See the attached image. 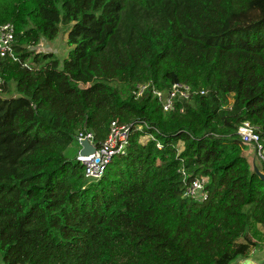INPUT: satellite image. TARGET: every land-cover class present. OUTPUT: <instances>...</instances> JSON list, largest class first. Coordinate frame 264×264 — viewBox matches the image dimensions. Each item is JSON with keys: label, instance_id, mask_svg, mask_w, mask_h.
Listing matches in <instances>:
<instances>
[{"label": "trees", "instance_id": "trees-1", "mask_svg": "<svg viewBox=\"0 0 264 264\" xmlns=\"http://www.w3.org/2000/svg\"><path fill=\"white\" fill-rule=\"evenodd\" d=\"M7 23L0 264H242L263 245L264 181L238 129L264 143V0H0ZM61 25L63 61L31 50ZM179 83L206 93L165 112L153 90ZM113 122L130 144L87 179L66 152L80 132L100 147ZM183 171L209 179L207 201L184 197Z\"/></svg>", "mask_w": 264, "mask_h": 264}, {"label": "built area", "instance_id": "built-area-1", "mask_svg": "<svg viewBox=\"0 0 264 264\" xmlns=\"http://www.w3.org/2000/svg\"><path fill=\"white\" fill-rule=\"evenodd\" d=\"M15 35L16 30L14 24L7 23L0 26V59L11 56L15 61L19 60L14 54ZM147 89V85L138 86L137 95L142 96ZM198 93L203 95L206 91L198 92L182 83L175 84L167 93L160 90H153L154 96L162 104L165 112L174 111L177 102L189 100L194 94ZM142 128V126L138 127L139 130H142ZM132 131L133 125L131 124L113 122L108 137L100 147L96 145L93 133L80 132L76 135V143L80 145L81 149L82 142L85 140H88L91 145L96 147V151L93 154L84 156L79 152L76 157L77 161L84 166L85 177L87 179H100L113 158L126 152L131 141ZM238 135L243 144L253 148L252 151L261 162L262 172L264 173V143L258 133V127L253 125L250 121H244L239 126ZM145 139L148 141L151 139V136H147ZM157 146L158 149L161 150L162 147L159 143H157ZM183 176L185 185L184 197L192 198L199 202L207 201L209 197L207 191L209 179L205 176H201L189 182L184 171Z\"/></svg>", "mask_w": 264, "mask_h": 264}, {"label": "rangeland", "instance_id": "rangeland-1", "mask_svg": "<svg viewBox=\"0 0 264 264\" xmlns=\"http://www.w3.org/2000/svg\"><path fill=\"white\" fill-rule=\"evenodd\" d=\"M72 25L70 26H64L61 25V31L60 34L58 36V38L53 41V42H47V41H43L42 44L39 45V47H33V51L35 52H52L54 53L59 59L60 61H63L69 51H70V47L67 44V40H68V32L70 30ZM143 141H146V139H143ZM157 149L158 146L156 145ZM247 146L245 147L246 150ZM159 150V149H158ZM248 150V149H247ZM246 150V151H247ZM81 151V147L78 143L74 142L70 148L68 149V151L66 152V156L69 160H75L78 153ZM178 151V150H177ZM251 153H253L252 150H250ZM250 152H245L246 156L250 158L251 160V166L252 169L254 170L255 167L262 170V165L261 162L257 159L256 156H254L253 154H250ZM177 154H179V152H177ZM166 154H163V157ZM165 161L161 162V164H158V169L164 171L165 170ZM261 231L264 233V228H260ZM242 264H263L264 263V243L261 247H255L252 249L249 257L247 259L241 260Z\"/></svg>", "mask_w": 264, "mask_h": 264}, {"label": "water", "instance_id": "water-1", "mask_svg": "<svg viewBox=\"0 0 264 264\" xmlns=\"http://www.w3.org/2000/svg\"><path fill=\"white\" fill-rule=\"evenodd\" d=\"M95 151H96V147L91 145L88 140H85L82 142V149L80 151L81 155H84V156L91 155ZM254 172L257 173L259 177L264 181V173L262 172V170L255 167Z\"/></svg>", "mask_w": 264, "mask_h": 264}, {"label": "crops", "instance_id": "crops-1", "mask_svg": "<svg viewBox=\"0 0 264 264\" xmlns=\"http://www.w3.org/2000/svg\"><path fill=\"white\" fill-rule=\"evenodd\" d=\"M248 150L246 151V152H250V150H253V148H251V147H248L247 148ZM244 154H245V152H244ZM250 154H253V153H251L250 152ZM254 155V154H253ZM245 156H246V154H245ZM255 156V155H254ZM247 157V156H246ZM247 159L249 160V162L251 163V160H250V158L249 157H247Z\"/></svg>", "mask_w": 264, "mask_h": 264}]
</instances>
